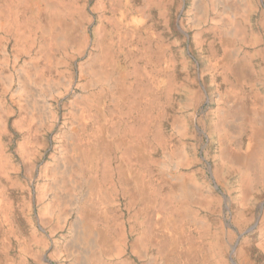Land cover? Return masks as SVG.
<instances>
[{
    "label": "bare ground",
    "instance_id": "bare-ground-1",
    "mask_svg": "<svg viewBox=\"0 0 264 264\" xmlns=\"http://www.w3.org/2000/svg\"><path fill=\"white\" fill-rule=\"evenodd\" d=\"M167 4L146 0L143 16L131 12L130 0H96L102 19L89 38L86 0H0V264H252L249 248L232 240L245 224L248 190L264 184V14L254 28L253 0H223L235 11L225 21L206 20L203 4L197 13L193 49L215 96L198 119L214 144L206 151L214 161L210 178L193 168L185 140L194 112L175 113L200 102L196 77L180 76L183 51L151 17ZM86 52L68 128L38 174L44 230L65 226L73 207L68 238L53 240L31 221L38 93L52 88L62 96L72 73L56 76L57 65ZM9 125L20 133L19 163L4 141ZM170 160L174 173L161 169Z\"/></svg>",
    "mask_w": 264,
    "mask_h": 264
},
{
    "label": "rangeland",
    "instance_id": "rangeland-1",
    "mask_svg": "<svg viewBox=\"0 0 264 264\" xmlns=\"http://www.w3.org/2000/svg\"><path fill=\"white\" fill-rule=\"evenodd\" d=\"M146 0H130V9L133 14L140 11L143 16L148 12L147 10L142 11V5L144 6ZM168 2V11H158L152 10V15L157 18L159 22V27L163 29L167 35L168 42L175 50L183 51V62L186 61L187 66L179 62L178 72L180 76L183 74H189L192 78L196 77L195 89L200 94V102L197 106H187L182 108L179 105L175 109V113L189 112L190 114L194 112L195 122L190 126L192 129L193 136H187L185 138L186 142L194 149H192L193 159L195 164L193 168H199L204 173V176L212 178L211 168L213 167L214 161L207 155L206 151L213 150L214 144L211 143V138L203 132L202 127L198 125V119L206 114L207 110L214 106V98L212 92L208 90L209 76L205 70V66L199 58L198 52H195L192 44V36L194 30V23L197 19V13L201 9L200 5L206 9V20L214 19L216 21H225L231 18L235 11L231 8H227L223 4V0H208L205 3L204 0H165ZM245 3L246 0H240ZM256 10L249 13L250 23L254 28H257L260 16L264 14V0H253ZM96 0H86V8L83 11L86 20L88 21L86 32L89 38H93V30L101 20L102 12L95 9ZM145 11V12H144ZM108 11H105L107 14ZM163 13L165 18L168 17V24L164 29L165 18L162 17ZM164 16V15H163ZM211 21V20H209ZM85 23V22H84ZM87 60V52L81 56H78L73 62L68 66L65 64L57 65L56 76L64 75L67 76L69 70L72 73V82L70 86L67 84L64 86V94L57 97L56 91L52 88L44 92L38 93V99L42 108V116L35 119L33 123L40 125L38 129L39 136L36 138V148L39 150L36 160V167L34 169V179L31 185L32 194V210H31V221L35 228L38 229L39 233L50 236L53 240L68 238L70 234L69 224H72L74 214L73 207L68 206L67 210V223L65 226L57 229L55 232H50L48 229H43L38 222V206L35 201V193L37 191L38 174L40 167L46 162L52 161L53 153L56 151L57 147L59 149V143L65 130L68 128V112L70 107V99L73 94L79 91V84L85 79V76L81 72L82 65ZM66 68V71H65ZM56 71V70H55ZM177 100H181L182 96L178 94L176 96ZM8 103L9 99L7 98ZM13 107L17 109L13 103ZM18 110H16L17 113ZM56 115V119L51 122L48 118L50 115ZM189 114V116H190ZM10 124V123H9ZM166 131L175 133L176 128L170 123L165 124ZM20 133L13 129L9 125V132L4 137V141L8 150L14 156L15 162L19 161V156L15 151L16 145L20 140ZM34 141V136L32 137ZM177 164L175 160H170L167 163H163L161 169L168 173H174ZM18 176L22 179L24 177L23 163L20 164V170L18 171ZM213 184L214 182L210 180ZM218 185L216 191L222 195H228L225 186L221 182L215 181ZM246 207L244 208L243 214L245 216V224L239 225V230L232 240L233 246H247L249 248L250 260L252 264H264V251L263 248L259 246L260 232L264 234V184L259 185L254 189L248 190ZM247 219V221H246ZM225 221L229 222L228 216H225ZM264 238V236H263ZM13 251L17 252L16 247H13ZM228 255V254H227ZM226 255V260H227Z\"/></svg>",
    "mask_w": 264,
    "mask_h": 264
}]
</instances>
